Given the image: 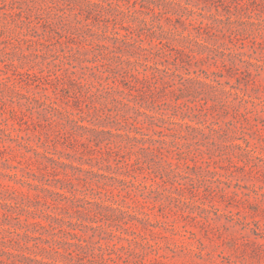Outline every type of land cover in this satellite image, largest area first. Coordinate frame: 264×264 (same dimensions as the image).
I'll list each match as a JSON object with an SVG mask.
<instances>
[{
  "label": "rangeland",
  "instance_id": "obj_1",
  "mask_svg": "<svg viewBox=\"0 0 264 264\" xmlns=\"http://www.w3.org/2000/svg\"><path fill=\"white\" fill-rule=\"evenodd\" d=\"M0 264H264V0H0Z\"/></svg>",
  "mask_w": 264,
  "mask_h": 264
}]
</instances>
